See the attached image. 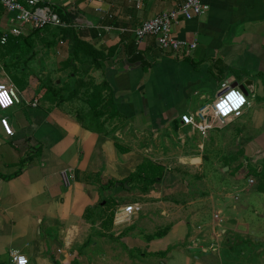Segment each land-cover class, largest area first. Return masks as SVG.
Returning <instances> with one entry per match:
<instances>
[{
	"label": "crops",
	"instance_id": "1",
	"mask_svg": "<svg viewBox=\"0 0 264 264\" xmlns=\"http://www.w3.org/2000/svg\"><path fill=\"white\" fill-rule=\"evenodd\" d=\"M185 1L47 0L74 32L87 35L80 62L98 73L102 83L98 86L105 91L101 97L105 95L106 101L99 99L102 115L94 114V118L87 98L83 102L89 112L81 107L82 101L80 106L76 95L30 98L26 96L30 86L22 93L15 76L1 72L0 84L14 85L22 104L6 112L0 110V264H13L15 254L26 256L31 264L36 257L51 264H67L75 244L83 246L90 213L107 195L105 182L124 181L152 159V149L119 142L122 132L114 126L118 120L134 126L135 137L143 136V143L145 136L166 131L224 132L226 141L237 143L236 149L243 153L241 161L264 163V0H202L206 14L174 28L175 38L196 44L195 51L165 53L154 37L136 45L131 31L178 9ZM14 19L15 15L6 11L0 14L2 38L5 33L16 39L27 36L28 29L14 26ZM54 30V36H33L35 45L59 42L58 46L69 44L70 48V37L74 50V33ZM225 86L241 89L249 99L250 106L241 118L224 129L215 125L207 134L196 125L182 123L184 115L195 118ZM35 102L40 104L33 108ZM106 104L111 108L104 109ZM5 120L14 132L12 137L3 128ZM238 155L235 152L230 157ZM202 159L186 157L183 163L200 166ZM251 170L264 182V167ZM66 172L71 177L67 182ZM259 191L264 195V186ZM55 232L66 248V253L58 251L64 256L60 261L52 255L54 243L49 251L46 244ZM203 239L197 244L205 243ZM219 239L211 242L212 251L219 249Z\"/></svg>",
	"mask_w": 264,
	"mask_h": 264
},
{
	"label": "rangeland",
	"instance_id": "2",
	"mask_svg": "<svg viewBox=\"0 0 264 264\" xmlns=\"http://www.w3.org/2000/svg\"><path fill=\"white\" fill-rule=\"evenodd\" d=\"M42 31L36 35L28 28L27 36L13 38L17 42L7 47L0 45V63L7 60L0 64V76L1 72H11L22 93L32 88L26 95L30 98L68 99L79 91V104L82 101L81 107L89 112L84 103L88 95L105 93L98 73L83 66V58H74L70 37V48L69 44L58 46L59 42L55 46L35 45L33 36L56 35L49 29ZM104 99L105 95L100 98L105 103ZM215 101L213 98L209 105ZM90 113L94 117L92 110ZM122 123H114L122 132L119 142L141 150L152 149L149 161L165 167V177L153 186L138 182L118 187V181L105 182L107 195L102 197L101 206L90 211L91 225L86 227L89 234L81 238L85 243L75 244L67 264H263L264 195L259 189L264 182L251 169L264 167V163L241 161L243 153L236 149L237 143L226 141L224 132L203 135L166 131L145 136L143 143V136L135 137L134 126ZM112 128L111 123L108 130ZM235 152L239 155L231 158ZM193 156H201L202 165L183 163L186 157ZM111 192L114 194L110 196ZM58 233L46 244L49 251L54 243L52 255L60 261L64 256L58 251L66 253V248ZM200 238L205 243L197 244ZM217 238L219 249L212 251L211 242ZM40 261L36 257L35 264H51Z\"/></svg>",
	"mask_w": 264,
	"mask_h": 264
},
{
	"label": "built area",
	"instance_id": "3",
	"mask_svg": "<svg viewBox=\"0 0 264 264\" xmlns=\"http://www.w3.org/2000/svg\"><path fill=\"white\" fill-rule=\"evenodd\" d=\"M0 7L8 14L15 15L13 23L20 25L23 29L30 28L33 32L45 29L68 30L72 28L71 25L63 21L57 10L50 4H44L34 0H0ZM206 12L207 8L203 5L202 0H186L185 3L178 9L163 13L151 21L143 23L133 32L131 31V33L134 35L137 46L147 38L154 37L157 41L158 47L165 53H189L195 51L197 49V45H191L187 42L177 40L174 36V28L179 27L183 21H192L195 18H200L204 16ZM106 30L111 31L112 28H107ZM125 32L128 33L129 31ZM10 37L9 33H5L1 44L3 46L7 45ZM0 85H3L4 90L8 92L9 98L12 101L8 107H0L1 111H9L22 104L20 93L14 85ZM232 89L240 91L244 95L246 103L239 109L233 110L225 115L217 108V104ZM37 106V102L32 104L33 108H36ZM249 106V99L241 89L225 86L216 101L211 105L202 107L196 114L195 118L184 115L181 120L184 125H196L202 133L207 134L209 131L214 129L215 125L216 128L224 129L229 125V123L241 118ZM237 112H239V115H237ZM5 122L7 121H2V125L6 134L11 137L14 136V132L8 122L7 125L10 132L5 128ZM63 176L66 182L68 179L71 180V177L68 176V172H66ZM251 184H253V181H251ZM21 257L24 258L26 264H31L30 260L21 254L13 255V264H21Z\"/></svg>",
	"mask_w": 264,
	"mask_h": 264
},
{
	"label": "trees",
	"instance_id": "4",
	"mask_svg": "<svg viewBox=\"0 0 264 264\" xmlns=\"http://www.w3.org/2000/svg\"><path fill=\"white\" fill-rule=\"evenodd\" d=\"M0 9H2L5 12V10L3 8L0 7ZM60 16L62 19L64 18V17H62V15H60ZM63 21L66 22L67 24L70 23L66 19H63ZM49 30H51V29H49ZM62 31H69L70 33H74L75 40H76L75 47H74V58L77 60H80L79 58H80L81 52L83 51V49H85L87 47L86 42L84 41V39L87 37V35L84 33V31H81V32L78 31V33H76L73 31V29L62 30ZM41 32H42V30L41 31H34L33 34L37 35L38 33H41ZM1 41H2V36H0V45L2 46ZM12 41H13V38L11 37L8 45L11 44ZM13 42L15 43V42H17V40H14ZM8 45H5L3 47H7ZM11 52L12 51L10 50L8 54H10ZM76 92L79 93V91H76ZM77 93H75L74 95L77 96L78 95ZM100 98H101V96H99L98 92L91 93L87 97L88 105L90 106L92 112L95 114L96 117H100L102 115V112L100 111V107H101V104L99 102ZM165 172H166L165 167L160 166V165H155L152 161H148V162L144 163L143 165H141L138 168L136 173H133L130 177H128L124 181L116 182V183L121 184V185L126 184L129 186H132L138 182H146L147 185L153 186L155 184L160 183L164 179ZM116 183H114V184H116Z\"/></svg>",
	"mask_w": 264,
	"mask_h": 264
},
{
	"label": "clouds",
	"instance_id": "5",
	"mask_svg": "<svg viewBox=\"0 0 264 264\" xmlns=\"http://www.w3.org/2000/svg\"><path fill=\"white\" fill-rule=\"evenodd\" d=\"M6 93V96H0V107H8L12 101L9 98L8 92L4 90L3 85H0V94ZM246 103L244 95L236 90L232 89L228 92V94L222 98L219 103L217 104V108L220 110L222 114H228L229 112L239 109L242 105ZM237 115H239V112H237ZM5 128L8 129L7 122H5ZM10 132V129H8ZM128 210H131V206H129ZM21 264H26L24 261V258H20Z\"/></svg>",
	"mask_w": 264,
	"mask_h": 264
},
{
	"label": "water",
	"instance_id": "6",
	"mask_svg": "<svg viewBox=\"0 0 264 264\" xmlns=\"http://www.w3.org/2000/svg\"><path fill=\"white\" fill-rule=\"evenodd\" d=\"M34 1H38V2H42L44 4H47V0H34ZM126 187H128V185H126Z\"/></svg>",
	"mask_w": 264,
	"mask_h": 264
},
{
	"label": "snow or ice",
	"instance_id": "7",
	"mask_svg": "<svg viewBox=\"0 0 264 264\" xmlns=\"http://www.w3.org/2000/svg\"><path fill=\"white\" fill-rule=\"evenodd\" d=\"M7 94L6 93H4V94H0V96H6Z\"/></svg>",
	"mask_w": 264,
	"mask_h": 264
}]
</instances>
